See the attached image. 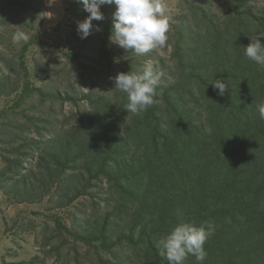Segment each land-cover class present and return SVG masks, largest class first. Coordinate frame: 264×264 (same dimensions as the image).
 Here are the masks:
<instances>
[{
    "label": "trees",
    "instance_id": "16d2710c",
    "mask_svg": "<svg viewBox=\"0 0 264 264\" xmlns=\"http://www.w3.org/2000/svg\"><path fill=\"white\" fill-rule=\"evenodd\" d=\"M182 2L170 23L166 58L109 48L112 5L101 6L104 19L92 22L102 58L115 62L110 51L120 58L111 79L136 71L146 58L164 72L152 107L127 114L126 94L113 89L112 79L108 92H83L79 99L90 107L78 108L54 135L8 131L2 140L11 145L1 156L0 188L14 202L47 197L53 210L97 199L92 206L100 217L81 220L71 212L69 223L52 219L54 233L60 231L65 243L74 239L66 264H167L156 242L177 223L178 209L185 219L213 226L204 264H264V120L256 111L264 101V69L244 55L249 38L264 32V4ZM45 10L43 0H0V46L7 37L15 50L11 58L0 55L9 73L27 71L26 52ZM17 30L28 34L27 42L13 41ZM1 74L0 87L10 79ZM214 79L227 83L223 96ZM27 88L21 93L45 95L40 87ZM13 127L28 129L23 122ZM24 156L33 160L30 166ZM53 248L59 254L61 244ZM186 264H196L195 258Z\"/></svg>",
    "mask_w": 264,
    "mask_h": 264
},
{
    "label": "rangeland",
    "instance_id": "374dc122",
    "mask_svg": "<svg viewBox=\"0 0 264 264\" xmlns=\"http://www.w3.org/2000/svg\"><path fill=\"white\" fill-rule=\"evenodd\" d=\"M43 1L46 6L43 21L35 42L25 56L27 71L18 69V75L9 73L0 60V75H10V79L0 87V170L6 165L1 157L4 149L11 145L2 141L9 138L6 134L8 131L35 137L40 131L44 138L54 135L55 129L68 126H62L63 122L71 118L78 108L90 107L87 100L79 99L81 94L88 91L108 92L112 84L110 75L116 74L119 68L116 61L120 58L115 57L116 52L109 53L115 61L112 64L102 58L99 33L92 30L86 39L79 37L77 23L88 15L79 0ZM211 1L218 4V0ZM166 2L170 10V23H175V17L184 3L182 0ZM251 4H264V0H252ZM6 39L5 44L0 46V55L11 58L15 50L7 46L11 42ZM111 44L109 42V48ZM170 51L171 46L167 42L154 53L166 58ZM147 62L154 63L146 58L144 64ZM24 87H40L45 95L37 92L29 94V90L21 93ZM56 92L61 93L62 98L55 97ZM30 117L38 119L31 121ZM17 122L25 123L28 129H15L13 126ZM22 160L27 166L33 161L28 156ZM12 197L0 188V264H66L69 259L68 247L73 245L74 239L69 237L65 243L60 231L53 232L52 219L58 216L62 222L69 223L71 212L81 220L86 214H98V209L92 206V202L97 200L93 196L81 198L67 208L53 210L47 209L52 205L47 197L35 203L14 202ZM59 244L61 248L58 254V250H51V247Z\"/></svg>",
    "mask_w": 264,
    "mask_h": 264
},
{
    "label": "clouds",
    "instance_id": "9594fccd",
    "mask_svg": "<svg viewBox=\"0 0 264 264\" xmlns=\"http://www.w3.org/2000/svg\"><path fill=\"white\" fill-rule=\"evenodd\" d=\"M79 2L88 13L85 19L77 23V32L81 39H86L92 34L93 20L104 19L101 6L112 5L115 10L112 14L110 43L126 52L145 55L164 47L168 41L171 16L166 0H79ZM260 37H264V32L249 38L250 43L244 47V55L260 69H264V44L261 43ZM28 39V34L23 30H17L13 35V41L17 44L27 42ZM164 75L162 70L147 62L136 71L120 72L112 78L113 89L126 94L127 103L124 109L127 114L140 115L156 103ZM211 84L221 96L228 91V85L223 80L214 79ZM256 111L259 118L264 120V101L256 105ZM175 215L177 223L156 242L160 255L167 264H186L189 256L195 258L196 264H204L208 257L205 243L213 235V226L207 221L197 224L195 221L185 219L179 209Z\"/></svg>",
    "mask_w": 264,
    "mask_h": 264
}]
</instances>
